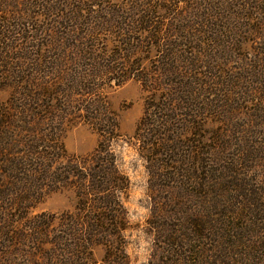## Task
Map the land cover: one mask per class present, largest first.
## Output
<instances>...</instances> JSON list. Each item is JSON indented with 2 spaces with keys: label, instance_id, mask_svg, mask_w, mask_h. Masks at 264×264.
<instances>
[{
  "label": "rangeland",
  "instance_id": "obj_1",
  "mask_svg": "<svg viewBox=\"0 0 264 264\" xmlns=\"http://www.w3.org/2000/svg\"><path fill=\"white\" fill-rule=\"evenodd\" d=\"M27 1L0 0V34L8 36L0 42V144L6 148L8 142L23 137L20 128L28 125L50 143L57 134L69 155L54 163L57 171H70L77 160L86 178L93 163L88 160L100 145V130L110 127L119 135L110 149L122 175L108 172L106 180L123 185L114 190L113 211L109 207L106 212L95 208L104 209L100 197L92 203L94 210L90 206L92 211L80 205L77 188L86 180L82 177L72 175L66 182L45 187L35 214L52 216L51 241L43 247L50 249L51 259L41 250L39 263L264 264V150L255 151L254 133L236 129L242 124L239 117L229 123L205 110L207 97L191 99L183 92L169 103L174 112L161 113L171 122L166 130L172 136L171 148L158 154V163L148 162L147 151H158L148 139L158 133L161 118L154 116L156 110L150 111L141 136H136L149 93L140 81L130 78L120 87L106 88L99 105L77 94L66 101L58 84L42 101L45 76L36 71L37 61L44 70L57 52L51 46L66 48L72 42L65 39L63 25L53 30L55 12L34 5L54 3L64 9L63 1H75ZM172 1L214 7L226 0ZM211 71L202 67L197 74L205 79ZM18 75L26 80L18 82ZM31 90L41 95L30 102ZM150 104L168 106L160 94ZM34 107L39 114L30 110ZM152 163L156 165L150 171Z\"/></svg>",
  "mask_w": 264,
  "mask_h": 264
},
{
  "label": "trees",
  "instance_id": "obj_2",
  "mask_svg": "<svg viewBox=\"0 0 264 264\" xmlns=\"http://www.w3.org/2000/svg\"><path fill=\"white\" fill-rule=\"evenodd\" d=\"M74 1H61L64 9L54 3L34 5L47 13L55 12L53 30L63 25L65 39L72 42L66 48L53 44L51 48L57 52L45 62L44 70L37 61L36 71H43L45 76L42 101L47 100L44 95L51 86L58 84L66 101L77 94L86 97L83 101L99 105L106 88L136 79L149 92L136 136H141L150 111L156 110L154 116L161 118L158 133L148 139V145L157 146L158 151L143 155L148 162L158 163V154L171 148L172 136L166 135L171 122L161 113L174 112L169 103L183 92L191 99L207 97L205 110L221 121L225 118L230 123L239 117L242 124L235 123L236 129L247 133L248 128L256 136L255 151L264 150V0H226L214 7L201 3L182 6L172 0ZM12 5L15 7L16 2ZM0 35V42L8 39L5 32ZM202 67L212 68L205 79L197 74ZM23 77L18 75V82ZM159 94L168 106L150 104ZM40 95L31 90L27 96L31 102ZM36 108L30 110L39 114ZM105 128L100 130V145L88 160L93 163L86 178L80 174L77 160L63 175L57 171L54 163L69 157L57 134L50 143L28 125L20 128L23 137L8 142L6 148L0 144V264H40L41 250L51 259L50 249L43 247L51 241L52 216L35 214L45 187L66 182L72 175L82 177L86 180L77 188L80 205L92 211L93 201L100 197L98 202L104 209L95 208L106 212L110 207L113 211L112 205L117 203L114 190L123 185L106 178L108 172L122 175L110 149L119 135L115 129ZM156 163L151 164L150 171Z\"/></svg>",
  "mask_w": 264,
  "mask_h": 264
}]
</instances>
